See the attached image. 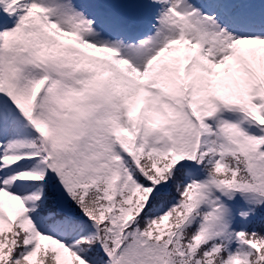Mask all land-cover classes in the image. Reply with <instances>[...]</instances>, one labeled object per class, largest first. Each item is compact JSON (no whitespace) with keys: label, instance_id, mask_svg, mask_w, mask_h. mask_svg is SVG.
<instances>
[{"label":"snow or ice","instance_id":"1","mask_svg":"<svg viewBox=\"0 0 264 264\" xmlns=\"http://www.w3.org/2000/svg\"><path fill=\"white\" fill-rule=\"evenodd\" d=\"M0 264H264V0H0Z\"/></svg>","mask_w":264,"mask_h":264}]
</instances>
